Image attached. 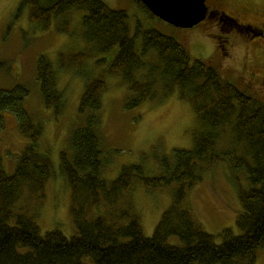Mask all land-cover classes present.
<instances>
[{
    "label": "trees",
    "instance_id": "1",
    "mask_svg": "<svg viewBox=\"0 0 264 264\" xmlns=\"http://www.w3.org/2000/svg\"><path fill=\"white\" fill-rule=\"evenodd\" d=\"M133 2L150 18H157L139 0ZM24 7L29 21L42 29L64 13L83 12L82 37L89 50L60 53L59 69L80 66L94 55L115 49L104 73L118 75L126 84V109L167 97L177 89L204 130L190 149L176 148L162 155L159 175L148 176L140 165H128L121 167L114 180L106 181L98 132L106 84L104 73H99L85 84L76 122L59 152L58 167L70 190L75 233L69 238L57 229L41 234L29 214L33 204L20 202L25 192L32 197L42 192L54 176L52 162L48 152L38 150L42 127L24 108L27 88L0 90V128L2 114L8 111L26 140L10 172L4 171L0 158V264H254L258 250H264V104L224 81L217 68L191 58L175 38L140 24L131 34L128 14L103 0H21L17 12ZM219 20L220 25L229 22L224 14ZM34 75L44 108L61 115L64 93L46 56L37 58ZM223 135L228 148L218 149ZM219 162L236 181L240 213L235 222L239 233L224 229L217 244L182 203L186 189L201 180L203 170ZM236 173L245 177V187L237 184ZM136 180L146 190L176 185L174 198L150 237L143 234L138 215L122 201ZM97 207L100 210L94 213L92 208ZM171 237L178 243L170 244Z\"/></svg>",
    "mask_w": 264,
    "mask_h": 264
},
{
    "label": "rangeland",
    "instance_id": "2",
    "mask_svg": "<svg viewBox=\"0 0 264 264\" xmlns=\"http://www.w3.org/2000/svg\"><path fill=\"white\" fill-rule=\"evenodd\" d=\"M110 8L124 10L128 14L131 34L135 26L154 28L175 38L191 58L202 59L217 68L224 81L251 94L264 104V0H206L211 17L189 29L175 28L158 18H150L133 0H103ZM21 0H0V90H10L17 85L27 88L24 100L26 112L42 127L38 150L48 152L54 176L36 196L24 193L20 203L33 204L29 212L43 234L57 229L65 237L75 233L70 212V190L59 170V152L66 146V138L77 119V107L85 84L104 73L115 49L108 54H97L80 66L59 69L60 53L83 51L89 47L82 37L83 12L69 11L51 21L47 29L31 23L28 10L17 9ZM221 14L234 19L239 25H251L262 37L238 34L228 28L231 22L220 25ZM223 24V23H222ZM228 24H230L228 26ZM65 28L66 32L62 29ZM60 28H62L60 30ZM139 48L140 39L136 40ZM40 55L46 56L57 72V87L64 93L65 110L56 116L45 109L35 81L34 69ZM99 59H105L98 63ZM104 73L106 89L101 97L99 110L103 178L114 180L122 166L140 165L148 176L160 174L159 158L169 155L172 149H190L204 127L196 118L190 103L181 99L177 89L164 98L147 99L133 109L124 106L127 86L118 75ZM0 128V158L5 172H10L15 156L25 145V139L17 131V121L8 111L3 112ZM227 137V136H226ZM225 135L220 147L228 148ZM237 184L247 185L243 174L236 173ZM235 180L223 162L208 166L201 173V180L185 192L182 207L215 243L222 242L221 232L229 229L239 233L236 218L240 213ZM176 185L157 190H146L135 181L130 190L123 193L124 205L138 215L143 234L150 237L174 198ZM31 200V202H30ZM94 213L100 208L93 209ZM170 244H177L174 237ZM264 250L259 249L254 264H263Z\"/></svg>",
    "mask_w": 264,
    "mask_h": 264
},
{
    "label": "water",
    "instance_id": "3",
    "mask_svg": "<svg viewBox=\"0 0 264 264\" xmlns=\"http://www.w3.org/2000/svg\"><path fill=\"white\" fill-rule=\"evenodd\" d=\"M158 19L175 27L189 29L205 20L206 0H139Z\"/></svg>",
    "mask_w": 264,
    "mask_h": 264
},
{
    "label": "flooded vegetation",
    "instance_id": "4",
    "mask_svg": "<svg viewBox=\"0 0 264 264\" xmlns=\"http://www.w3.org/2000/svg\"><path fill=\"white\" fill-rule=\"evenodd\" d=\"M211 15H212L211 12L208 11L205 20H207L208 18H210ZM227 18H228L229 22H231V25L228 24V26L230 25L228 28L237 29L238 34L243 35L245 33L246 35L249 36V38H251V37L252 38L253 37H257V38L262 37V32L261 31H259L258 33L257 32H254V29L255 28L252 27L251 25H239V24L235 23L234 19H232V18H230L228 16H227Z\"/></svg>",
    "mask_w": 264,
    "mask_h": 264
}]
</instances>
